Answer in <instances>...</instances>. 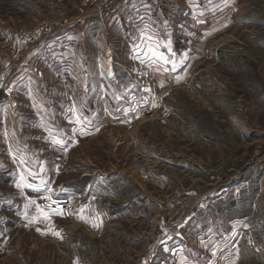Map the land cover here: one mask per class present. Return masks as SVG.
Returning a JSON list of instances; mask_svg holds the SVG:
<instances>
[{"label": "rangeland", "instance_id": "1", "mask_svg": "<svg viewBox=\"0 0 264 264\" xmlns=\"http://www.w3.org/2000/svg\"><path fill=\"white\" fill-rule=\"evenodd\" d=\"M0 264H264V0H0Z\"/></svg>", "mask_w": 264, "mask_h": 264}, {"label": "built area", "instance_id": "2", "mask_svg": "<svg viewBox=\"0 0 264 264\" xmlns=\"http://www.w3.org/2000/svg\"><path fill=\"white\" fill-rule=\"evenodd\" d=\"M49 197L51 199H49ZM39 200H40V206L43 209H62V210H70L71 203H67L64 198L61 196H58L56 191L51 188H47L42 190L39 193Z\"/></svg>", "mask_w": 264, "mask_h": 264}, {"label": "snow or ice", "instance_id": "3", "mask_svg": "<svg viewBox=\"0 0 264 264\" xmlns=\"http://www.w3.org/2000/svg\"><path fill=\"white\" fill-rule=\"evenodd\" d=\"M149 51L152 53V56L153 57H155V58H158V59H160L161 61H163L165 64H169V63H171V64H173V68H175V62L174 61H170L167 57H165L162 53H158V52H156V51H154V50H152V49H149ZM9 91H11L10 89H9ZM80 121H79V117H77V123H79ZM21 163H23V161H21ZM23 181H24V177L23 176H21V182H19V183H17L16 184V187H23ZM29 187H32V185L31 184H29L28 185ZM49 199H51L50 197H49ZM30 203H34V202H30ZM37 210H38V212H41V209L39 208V205H37ZM54 211H56L57 212V214H60V215H62L63 214V211L62 210H54ZM83 211V210H82ZM43 215L45 216V218H47V213H43ZM25 218L27 219V215L25 214ZM81 219H84V217L82 216L81 217ZM94 226H97V225H94ZM38 231H39V229H37ZM54 234H56V235H59V233L57 232V233H54ZM62 238V237H61Z\"/></svg>", "mask_w": 264, "mask_h": 264}, {"label": "water", "instance_id": "4", "mask_svg": "<svg viewBox=\"0 0 264 264\" xmlns=\"http://www.w3.org/2000/svg\"><path fill=\"white\" fill-rule=\"evenodd\" d=\"M3 95H5V94H3Z\"/></svg>", "mask_w": 264, "mask_h": 264}]
</instances>
